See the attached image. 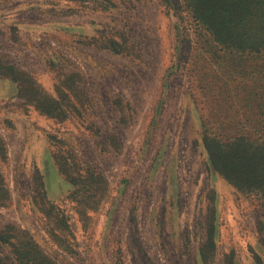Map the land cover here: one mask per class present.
I'll return each mask as SVG.
<instances>
[{"label":"rangeland","instance_id":"374dc122","mask_svg":"<svg viewBox=\"0 0 264 264\" xmlns=\"http://www.w3.org/2000/svg\"><path fill=\"white\" fill-rule=\"evenodd\" d=\"M201 31L185 0H0V230L55 264H264V190L204 140L264 135L243 126L259 88Z\"/></svg>","mask_w":264,"mask_h":264},{"label":"trees","instance_id":"16d2710c","mask_svg":"<svg viewBox=\"0 0 264 264\" xmlns=\"http://www.w3.org/2000/svg\"><path fill=\"white\" fill-rule=\"evenodd\" d=\"M185 6L203 30L201 32L206 33L207 37L210 36L212 42L218 45L217 48L229 53L238 52L247 55L246 66L238 64L235 67L238 68V71L246 70L245 78L248 79L250 87L252 86L246 97L251 95L255 87H258L259 91L254 96L256 100L245 102L247 119L245 120L246 125L243 126L251 132L261 131L260 134H264V0H185ZM219 51L211 49L207 52L216 58L213 62L215 67L221 69L216 74L218 82L215 83H219L218 89L223 90L221 87L225 86L220 83L219 75L221 76L227 71L225 68L228 64L226 58L218 53ZM7 67L8 65H5L0 58L1 77L9 76L4 72ZM227 69L229 68L227 67ZM234 73H232L233 80L239 81ZM29 89L32 88L25 84L21 87V92L24 93V96L31 97L29 99L36 107L41 108V111L51 115L55 113L57 106L51 97L42 93L39 96L37 94L30 96L27 93L30 91ZM240 123L241 121L237 125L240 126ZM204 140L212 164L217 171L223 173L227 179L239 187H254L264 190V135H259L255 139L242 133L230 141L223 142L213 133H207ZM0 147L3 150L1 143ZM3 180L5 181L0 171V194L5 191L6 184ZM41 186L44 189V183ZM57 228L59 229L58 225ZM16 231L17 234H13V232L0 230V247L4 244L10 246L8 248L14 263L55 264L49 255L36 249V242L34 243L32 238H26L27 232ZM49 231L53 237L59 236L55 228ZM3 261V258H0L1 264Z\"/></svg>","mask_w":264,"mask_h":264}]
</instances>
